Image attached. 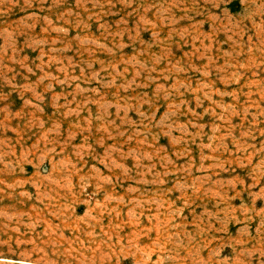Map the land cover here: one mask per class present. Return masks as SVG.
Here are the masks:
<instances>
[{"label":"rangeland","instance_id":"374dc122","mask_svg":"<svg viewBox=\"0 0 264 264\" xmlns=\"http://www.w3.org/2000/svg\"><path fill=\"white\" fill-rule=\"evenodd\" d=\"M0 264H264V0H0Z\"/></svg>","mask_w":264,"mask_h":264}]
</instances>
